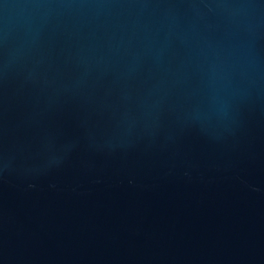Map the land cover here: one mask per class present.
I'll return each mask as SVG.
<instances>
[{
  "label": "water",
  "instance_id": "obj_1",
  "mask_svg": "<svg viewBox=\"0 0 264 264\" xmlns=\"http://www.w3.org/2000/svg\"><path fill=\"white\" fill-rule=\"evenodd\" d=\"M0 264H264V0H0Z\"/></svg>",
  "mask_w": 264,
  "mask_h": 264
}]
</instances>
